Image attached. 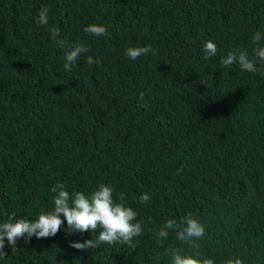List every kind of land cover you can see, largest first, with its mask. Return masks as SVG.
<instances>
[{"label":"trees","instance_id":"trees-1","mask_svg":"<svg viewBox=\"0 0 264 264\" xmlns=\"http://www.w3.org/2000/svg\"><path fill=\"white\" fill-rule=\"evenodd\" d=\"M91 24L107 35L86 33ZM257 33L264 0H0V225L50 211L57 182L70 195L111 186L144 222L135 247L83 251L70 243L101 229L69 234L65 222L54 237L5 241L0 264H173L174 254L264 264V61L255 73L221 63L255 59ZM209 40L217 53L205 59ZM80 43L90 51L66 71ZM189 214L205 230L199 248L174 229L157 239Z\"/></svg>","mask_w":264,"mask_h":264},{"label":"clouds","instance_id":"clouds-1","mask_svg":"<svg viewBox=\"0 0 264 264\" xmlns=\"http://www.w3.org/2000/svg\"><path fill=\"white\" fill-rule=\"evenodd\" d=\"M48 8L41 9L38 22L41 25H48ZM48 32L51 39L63 47V41L59 38L60 32L57 28L49 27ZM84 31L95 37L107 35V30L102 25L91 24L85 27ZM264 37V33H257L252 37V43L259 45ZM205 59L214 56L217 53V46L212 41L205 42L204 46ZM90 51L83 43L76 44L69 52L66 53L64 59V69L71 71L75 66V62L82 54ZM151 51V46L127 48L126 56L131 60H136L143 55H147ZM255 59H250L246 51H241L237 56L235 53H229L221 63L230 66L233 63L239 65L240 69L246 73H255L258 71L256 64L258 61H264V47L253 48ZM89 65H99L100 61L92 56H87ZM143 99V97H141ZM51 191L55 193L53 199L54 207L47 213H41L36 220L19 219L13 222L14 215H10L8 220L0 225V260L5 259L8 254L4 251L5 241L9 247L16 244L19 238H24L27 243L35 236L36 239L54 237L66 222L65 231L69 234L73 232L96 233L101 229L94 239L86 240L83 243L71 242L70 247L76 250H87L91 248H99L101 244L113 245L119 243L135 247L132 243L133 238L142 233L143 221L135 222L137 213L132 208L126 207L123 203L124 196L120 195V202L113 199L114 189L111 186L101 184L99 190L94 191L90 196L77 192L74 195L66 190L64 183L57 182ZM151 197L145 193L140 196V203H147ZM63 217V219H61ZM176 230V236L182 243H187L192 248H199L197 241L204 236V227L198 219L192 215H187L181 219L179 223L174 220H168L160 229L157 239H166L169 230ZM173 264H214L212 259H196L180 254L173 255ZM227 264H242L240 259L235 261L229 260Z\"/></svg>","mask_w":264,"mask_h":264}]
</instances>
